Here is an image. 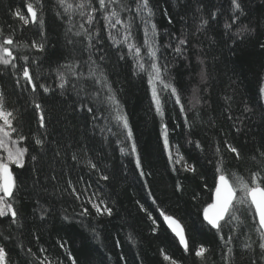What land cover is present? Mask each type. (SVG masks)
Segmentation results:
<instances>
[{"label": "trees", "instance_id": "1", "mask_svg": "<svg viewBox=\"0 0 264 264\" xmlns=\"http://www.w3.org/2000/svg\"><path fill=\"white\" fill-rule=\"evenodd\" d=\"M27 2L0 0V40L12 37L9 47L16 57L15 68L0 65V93L6 110L16 117L13 124L18 131L13 138L24 137L16 146L28 150L23 168L11 165L19 223H11L10 216L0 218V246L6 248L10 264H40L41 260L45 264H73V260L76 264H170L164 255L176 264H264L259 225L248 208H240L239 221L221 222L220 234L203 219L204 208L212 203L217 166L222 165L230 182L233 172L248 179L264 168V94L260 91L264 88V0H241L243 14L234 24L231 0H150L151 23L157 28L154 43L149 32L150 48L144 45L146 26L137 15L135 0H124L131 11L119 4L101 11L98 0H92L97 11L91 13V24L87 22L90 10L85 8L82 16L75 7L87 0H68L74 5L69 13L58 0H40L36 8L42 27L25 24L16 16L19 11L30 19ZM113 10L119 12L123 26L113 28L104 19ZM142 15L147 19L146 11ZM201 18L208 21L203 28ZM244 26L250 31L237 34ZM180 39L187 43L179 45ZM33 42L43 44L44 50L33 48ZM129 44L141 48L138 58ZM177 46L180 53L175 51ZM150 50H156L159 65L167 66L164 79L177 88L184 112L170 91H162L157 83L164 114L157 113L153 85L148 82ZM90 55L96 61L91 66L97 77L106 75L127 116L132 141L104 102L107 90L85 79ZM201 60L207 73L203 83ZM70 63L79 65L75 70L83 76L68 75L69 83L61 90L57 70L64 71L62 66ZM139 63L146 71L140 70ZM25 66L37 85L35 92L23 78ZM41 84L49 89L47 93ZM73 84L84 91L78 95ZM36 103L42 106L44 128ZM162 125L169 129L168 150ZM37 137L44 141L42 149L35 144ZM133 141L144 176L131 153ZM228 145L238 150L239 159ZM179 157L183 160L177 163ZM185 164L195 172L186 171ZM105 175L108 180L101 178ZM93 203L101 210L110 207L112 215L98 214ZM85 208L88 214L81 215ZM161 213L183 225L187 252ZM220 235L225 240L231 236L232 243L226 245ZM201 246L208 250L203 260L196 256ZM228 247L233 249L230 254Z\"/></svg>", "mask_w": 264, "mask_h": 264}, {"label": "snow or ice", "instance_id": "2", "mask_svg": "<svg viewBox=\"0 0 264 264\" xmlns=\"http://www.w3.org/2000/svg\"><path fill=\"white\" fill-rule=\"evenodd\" d=\"M40 3V0H35V2H29L26 3V7L28 10V14L30 19L26 18L24 15H22L19 11H17L16 16L23 21L25 24L28 23H39L40 26H43V21L39 20L38 14H37V8L36 5ZM58 3L61 7L64 8L65 13H69L74 5L71 3H68V0H58ZM99 4V10L101 11H107L110 5H117L119 4L122 8H127L129 11H131V8L128 7L126 3H124V0H98ZM232 10L234 13L233 16V24L235 23L236 19H238V14H243V8L241 0H231ZM135 8L137 15H139L145 24L144 28V45L147 47H151L149 44V32L151 33V38L154 43L155 37L157 36V28L154 23H151V17L154 15L153 9L150 6V0H135ZM75 7H78L81 10V15L84 16L86 13L83 11L85 8H88L90 12L87 14V22L89 24L92 23L94 16L91 13H94L97 11L96 8L92 6V0H87V2H81L78 5H75ZM146 11L147 12V19H145L142 15V13ZM212 18H215V14L213 13ZM104 19L108 22V25H111V27H115V25H122L123 22L120 19L119 12L118 11H111L107 15H105ZM114 21V23H113ZM171 22V21H169ZM150 24V29L148 25ZM208 24V21L206 19L201 18V25L200 27L203 28ZM106 25V27L108 26ZM83 28V24L80 26ZM226 28H231V24H225ZM69 31H71V28H69ZM126 31L129 33L128 35H125L124 40L125 42L128 41L129 35H130V25L129 28L126 29ZM250 31L247 26L242 27L238 30L239 34L240 32H248ZM76 36H80V32L74 33ZM111 38V33L109 34ZM0 36H2V33H0ZM89 40H91V37H88ZM70 43L72 41H69ZM14 40L11 36H5L0 40V65L7 68L9 65H11L13 68L16 67V64L14 61L16 60V57L13 55L12 51L10 50L11 45H13ZM187 41L185 39L179 40V45H185ZM33 48H36L38 51H43L44 46L43 44L37 45L35 42L31 45ZM91 46V45H89ZM129 51L135 52L136 57L138 58L141 54V48L137 47L136 45L129 44ZM261 47H264V44L261 45ZM175 51L177 53H180L182 51L181 47L177 46L175 48ZM149 57L151 59V62L149 63L148 67L150 71L148 72V82L150 85H153L152 88V97L153 101L156 105V111L159 115L163 116V108L161 106V99L160 95L157 92V89L155 87V84L159 83L162 85V91H170L171 96L175 97V102L177 104H181V96L178 93V90L170 80H165L164 75L167 74L168 68L167 66H161L157 63V55L156 50H150L149 51ZM25 62H27V57H22ZM89 60L91 61V64L89 66V76L85 77V79H92L94 80V83L96 85H99L102 89L107 90V96L105 97L104 102L108 103L112 110L115 112V119L118 124H122L123 129L127 132V139L129 141H132L133 139V133L132 129L129 126L128 119L126 115H123L120 110V104L117 99V97L113 93V89L111 87V84L108 82L107 77L104 73H100L99 77H97V72L93 69L91 65H95L96 61L92 60L91 55L89 56ZM201 64V71H200V77L201 82H206L207 79V73L205 68L203 67L204 61H200ZM140 70L146 71L145 65L143 63L138 64ZM79 67V65L70 63L63 65L62 68L64 71L57 70V79L60 81L58 87L61 90L66 89V85L69 83V80L67 79L68 75H71L75 77L76 79H79L81 76H83V73H77L76 68ZM23 78L26 80V82L31 85L32 91L35 92L37 90V85L33 82V77L30 74L29 68L27 66L23 67L22 70ZM40 88H43V91L47 93L49 89L45 87L44 85H39ZM72 87L77 90V94L79 95L81 92L84 91L83 86L77 88L76 84H73ZM196 89L193 90L194 98L196 99V103H199V98H196ZM261 94H264V88L260 89ZM99 93H94L93 98L95 99ZM36 110L40 113L39 115V124L41 128H44L45 125V116L43 112L41 111L42 106L40 103L35 104ZM88 111H92L91 108L88 109ZM184 106L181 104V112H184ZM245 111H250V109H245ZM16 119L14 117L13 113L11 111H7L4 105V97L3 94L0 93V151L5 153L4 156H0V218L9 217L11 218V223L18 224L19 223V216L17 210L14 208V190L17 187V181L16 178L13 175V172L10 170L9 165H16L18 168L24 167V157L27 153V149L23 147H17L18 140H23L24 137L18 136L16 139L13 138V133H16L18 130L14 126L13 121ZM187 123V120H186ZM162 138L164 143L165 150H168L170 147L169 142V129L167 125H162ZM35 144L39 146L41 149L44 147V141L37 137L35 138ZM197 147H199V144H197ZM229 151L236 154V158H240V153L238 150L228 145ZM121 154H125V148L120 149ZM217 152H219V148H217ZM131 153L135 155L136 157V167L138 169H141L140 175L144 176L145 173L142 170L141 165V158L139 156L137 145L133 141L131 144ZM261 156L264 157V152L261 153ZM31 159L35 161L37 157L35 155L31 156ZM75 159V156L73 157ZM172 155L171 152H169V160L171 161ZM181 160H183V157H179L178 160H176L177 163H179ZM90 167L95 169L96 165L89 162ZM185 170H191L193 173L195 172V168L185 164ZM216 173L218 174V179L215 187V201L208 205V207L204 208L203 215L204 219L207 221V223L217 231V234H220L222 232V221L228 223V222H234L239 221V215L238 212L241 207H246L249 209L250 213L254 216V222L258 223V228L256 229L260 242H259V249L261 251V254L264 255V168H260L259 170L252 172L250 178L246 179L245 177L233 172L231 174V182L229 179V176L225 174V171L221 166L216 167ZM104 180H108V176H102L101 177ZM179 187V186H178ZM73 193L75 194V189H73ZM239 193V195H237ZM80 197L77 195V199ZM91 202V201H90ZM155 202V201H154ZM104 201H101V204H103ZM93 208L96 209L98 214H107L109 216L112 215V209L110 207L105 206L103 210H101L100 206L93 203ZM88 210L85 208L84 211L81 213V215H87ZM161 215L164 216L165 221L168 222V226L171 228L172 232L175 233V235L179 238L181 245L184 246V250L188 251V242L185 239L184 235V229L182 226L172 217L165 215L164 213H161ZM155 224V221H153ZM220 240L223 241L226 245L232 243V237L229 236L227 240H225V237L223 235H220ZM63 246V245H62ZM246 248L251 249V244L246 243ZM43 251V250H42ZM207 249L203 246L199 248L198 251H196V256L200 257L202 260L205 258V255L207 253ZM233 249L231 247L227 248V252L230 254L232 253ZM164 259L166 261L170 260V264H176L175 260H171V258L168 255H164ZM0 264H10V261L8 260V253L6 252V248L4 246H0ZM40 264H45L44 260L40 261ZM73 264H76V261L73 260ZM253 264H255V261H253Z\"/></svg>", "mask_w": 264, "mask_h": 264}, {"label": "water", "instance_id": "3", "mask_svg": "<svg viewBox=\"0 0 264 264\" xmlns=\"http://www.w3.org/2000/svg\"><path fill=\"white\" fill-rule=\"evenodd\" d=\"M9 167H10V170L13 172V169H12V166L11 165H9ZM13 175H14V173H13ZM215 201V191H214V194H213V200H212V203ZM208 207V206H207ZM173 219H175L181 226H182V228L184 229V227H183V225L176 219V218H174V217H172ZM203 219H204V215H203ZM204 221H205V223H207V221L204 219ZM164 222H165V225L169 228V230L172 232V230H171V228L168 226V222L167 221H165L164 220ZM223 222V221H222ZM208 224V223H207ZM209 225V224H208ZM210 226V225H209ZM211 227V226H210ZM173 233V232H172ZM173 235L177 238V240L179 241V243H180V240H179V238L175 235V233H173ZM184 235H185V239L187 240V238H186V234H185V230H184ZM180 245H181V243H180ZM183 248H184V246L183 245H181Z\"/></svg>", "mask_w": 264, "mask_h": 264}, {"label": "rangeland", "instance_id": "4", "mask_svg": "<svg viewBox=\"0 0 264 264\" xmlns=\"http://www.w3.org/2000/svg\"><path fill=\"white\" fill-rule=\"evenodd\" d=\"M0 123H2V122H0ZM5 155V153H3L2 151H0V156H4Z\"/></svg>", "mask_w": 264, "mask_h": 264}, {"label": "bare ground", "instance_id": "5", "mask_svg": "<svg viewBox=\"0 0 264 264\" xmlns=\"http://www.w3.org/2000/svg\"><path fill=\"white\" fill-rule=\"evenodd\" d=\"M213 200V199H212Z\"/></svg>", "mask_w": 264, "mask_h": 264}]
</instances>
